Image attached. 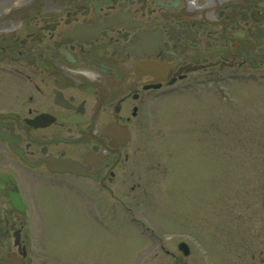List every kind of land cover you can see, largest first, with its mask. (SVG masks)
<instances>
[{"label":"flooded vegetation","instance_id":"flooded-vegetation-1","mask_svg":"<svg viewBox=\"0 0 264 264\" xmlns=\"http://www.w3.org/2000/svg\"><path fill=\"white\" fill-rule=\"evenodd\" d=\"M248 79L264 0H0V264H49L41 197L118 203L167 95Z\"/></svg>","mask_w":264,"mask_h":264},{"label":"rangeland","instance_id":"rangeland-1","mask_svg":"<svg viewBox=\"0 0 264 264\" xmlns=\"http://www.w3.org/2000/svg\"><path fill=\"white\" fill-rule=\"evenodd\" d=\"M206 86L158 102L134 179L116 205L94 204L97 219L71 194L40 198L49 264H261L264 80Z\"/></svg>","mask_w":264,"mask_h":264},{"label":"water","instance_id":"water-1","mask_svg":"<svg viewBox=\"0 0 264 264\" xmlns=\"http://www.w3.org/2000/svg\"><path fill=\"white\" fill-rule=\"evenodd\" d=\"M179 250L182 251L185 256H188L190 254V250L186 244H180Z\"/></svg>","mask_w":264,"mask_h":264}]
</instances>
